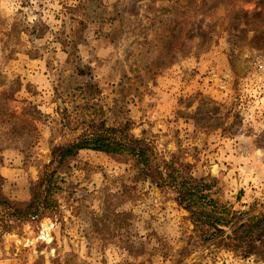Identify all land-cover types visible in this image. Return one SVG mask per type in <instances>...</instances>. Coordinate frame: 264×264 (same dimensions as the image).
I'll list each match as a JSON object with an SVG mask.
<instances>
[{
	"label": "rangeland",
	"instance_id": "374dc122",
	"mask_svg": "<svg viewBox=\"0 0 264 264\" xmlns=\"http://www.w3.org/2000/svg\"><path fill=\"white\" fill-rule=\"evenodd\" d=\"M89 103L110 125L127 113L239 215L264 212V0H0V105L22 118H0L8 197L29 199ZM63 176L62 218L0 228V264H264L262 245H201L174 191L129 163L82 150Z\"/></svg>",
	"mask_w": 264,
	"mask_h": 264
},
{
	"label": "trees",
	"instance_id": "16d2710c",
	"mask_svg": "<svg viewBox=\"0 0 264 264\" xmlns=\"http://www.w3.org/2000/svg\"><path fill=\"white\" fill-rule=\"evenodd\" d=\"M62 44L71 47L74 41L65 39ZM81 89L90 100L99 92L98 87L91 83ZM0 108V118L8 117V121L13 122L10 129L16 132V124L22 118L15 112H9L2 104ZM85 108L87 118L76 119L73 128L74 132H80L53 146L49 163L43 165L39 179L32 183L29 199L20 201L8 197L3 188L5 178L0 175V208L7 215V219H0L3 231H11L14 226L26 222H39L47 216L62 218L59 196L65 192L67 183L63 172L70 169L71 162L80 151L93 150L103 152L118 162L129 163L139 180L148 181L161 190L172 189L174 200L189 212L188 219L194 226L193 237L201 245L226 249L243 257L259 253L261 245L264 247V212L244 218L230 205L220 202L213 192L216 182L213 184L194 177L191 165L177 153L159 151L147 137H137L132 133L135 122L127 113L110 125L105 106L89 103ZM66 122L68 127L72 125L71 120ZM123 218L121 213L114 214L113 229L122 228ZM260 253L263 255L264 251Z\"/></svg>",
	"mask_w": 264,
	"mask_h": 264
}]
</instances>
